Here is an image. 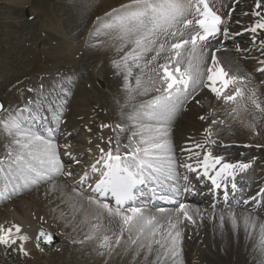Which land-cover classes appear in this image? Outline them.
<instances>
[{
    "label": "snow or ice",
    "instance_id": "snow-or-ice-1",
    "mask_svg": "<svg viewBox=\"0 0 264 264\" xmlns=\"http://www.w3.org/2000/svg\"><path fill=\"white\" fill-rule=\"evenodd\" d=\"M242 3L245 0H129L128 4L113 10V22L103 25L104 29L116 32L118 43L114 47L118 53H123L119 60L113 61V66L123 73L125 80L133 76L134 68L138 70L135 86L128 89L126 104L131 108V112L126 113L127 119L133 123L130 127L101 125V130L111 129L114 135L106 141L107 150L96 144L99 156L79 177L77 187L71 189L75 197L69 196V200L79 197V201L70 205L73 219L83 215L80 223L88 227L84 239L73 243H93V251L101 257L130 253L137 258L143 254L147 261L154 256L152 264L175 261L180 255V225L184 221L196 223L188 205L179 204L167 214L165 209L158 208L155 212L159 215H156L139 203L138 197L148 188L158 199L172 202L174 189L168 182L176 179V161L169 131L171 121L188 103L200 104L197 97L202 90L213 94L232 122L243 123L250 114L249 126L258 134L256 124L264 118V102L254 88L245 91L247 77L240 75L239 69L232 73L225 69L217 56L221 49L213 45L214 41L222 44L224 39L233 38L227 21ZM244 14L257 17L246 31L264 32V0H254L253 10ZM261 45L264 46V41ZM237 51L242 50L237 48ZM259 63L264 64V60ZM137 97L149 98L132 103ZM21 111L31 112L30 109ZM3 112L4 105L0 104V113ZM40 119L35 113L28 118L11 112L0 115V180L5 182L4 190L0 191L2 199L9 198L6 195L9 188L15 195L20 188L30 189L51 182L50 191H56L60 188L56 181L74 177L61 161L64 154L72 159L71 152L67 151L70 145L62 150L55 140L60 116L55 117L56 128L41 124L42 132L33 131L30 124ZM225 124V119L211 120V125ZM205 135L203 142L185 149L191 153L190 158H196V166L185 163L184 168L192 172L202 168L204 176L214 171L209 178L220 187L217 178H234L237 171L250 167L243 162L226 163L224 156L214 155L211 147H207L217 143L211 139V127L206 129ZM60 191L63 195L62 188ZM259 196H264V189L252 199ZM85 204L89 211L85 210ZM199 214L197 209L196 215ZM228 215L232 226L237 227L235 213ZM219 219L223 224L224 216ZM241 222L246 233L258 227L257 247L264 255V224L257 225L251 216H244ZM21 232L16 224L7 228L0 225V233H3L0 245H16L28 256L23 242L30 237L21 234L13 238ZM54 236L41 229L36 236V247L52 245Z\"/></svg>",
    "mask_w": 264,
    "mask_h": 264
},
{
    "label": "bare ground",
    "instance_id": "bare-ground-1",
    "mask_svg": "<svg viewBox=\"0 0 264 264\" xmlns=\"http://www.w3.org/2000/svg\"><path fill=\"white\" fill-rule=\"evenodd\" d=\"M28 2V0H4L1 3L5 4L7 8L11 7L13 13L17 11V8L29 7ZM64 3L66 4V7H69V11H76V21L74 24L77 27L80 26L83 30L81 33L83 38L82 43L79 45H72L70 41L65 44L60 42L58 46L55 45L54 47L58 50L55 57L58 61H62V63H58L61 65L75 63V59L80 56L82 46L86 45L87 42H95L96 46L93 49V55L91 57H97L95 61H99L102 69H105L112 76L111 79H108L105 83L106 86L104 87L106 89V93L107 91H111L108 84L110 87L113 85L120 87L122 89L121 93L124 91L125 94H123L121 100H119L124 103L120 105L121 107L118 112L126 110L130 113L131 108L126 107L128 89L135 86V76L137 75L138 70L134 68L133 78H130V76L127 80H125L123 73L113 66V61L119 60L123 53H118L115 50L114 45L118 43L115 39L116 32L109 31L103 27L105 23H112L115 19L113 10L119 9L122 5L128 4L129 0H65ZM253 6L254 0H245V3H242L239 7H237L236 12L227 21L226 26H229V31L233 35L243 31L245 32V36H241L236 40L239 44H235L234 41V44H232L230 40L226 41L223 48L219 47L221 51L217 53V56L221 60L225 69L230 73L239 69V74L247 77L245 91L247 92L248 89L254 88L260 96L261 101L264 102V71H261V69L264 68V64L259 63L261 60H264V46L261 45V41H264V32L258 30L257 33L253 34L246 31L247 28H250L254 24L257 17L251 16L250 14H244L245 12L250 13L253 10ZM67 16L73 18L71 13H68ZM6 18L9 17L5 16L3 17V20ZM21 23L22 22L18 21L11 22L12 26L16 28L21 27ZM0 35L3 42L8 44L7 41H9L12 36L10 32L1 31ZM62 36L67 37V34L62 33ZM237 48L242 51L238 52ZM6 49L7 47L5 46L4 50ZM8 52L9 51L5 52V57H8ZM15 58L18 60L17 55ZM19 59H21V57H19ZM3 60L0 62V74L4 70ZM37 65V59L31 60L28 58L27 63L24 66L25 68H29V71L24 70L28 72L27 74L22 76H20V74L19 76H13L10 73L11 77L8 78H3L2 75H0V93L5 95L4 92L7 91V88L10 85L15 84L17 88L22 87V91L27 94V97H25L26 100H19V102L24 105L28 104L27 106L32 105V97H38V95H41L39 96L40 98L43 94L37 88L36 82L31 84L28 82L31 75L36 71L33 70L35 66L37 67ZM26 86L31 87L30 89H26ZM78 90L82 94H85V92L80 90V88ZM34 92L36 94H34ZM13 94L14 91H11L6 97H11ZM45 95H47L46 92ZM80 95L81 94H79V97ZM148 98L149 97H137L139 100H146ZM197 99L200 100V104H196L194 102L188 103L171 121L169 131L173 154L176 161V179L170 182L179 183V181H181L180 175H184L189 171L183 167V164L188 163L192 164L194 167L196 166V158H190L191 153L185 151V149L196 142H203L206 139V129L211 127V139L217 141V143L215 145H208L207 147H211L214 155L224 156V162L226 163L243 162L250 164V167L243 172L237 171L234 177L236 180L241 181L246 179L245 181H247V178L249 177L253 179L251 175L255 171L259 174V180L261 181L260 185L247 197H250L253 194L256 196L261 189H264V118H261L256 124L258 134H252L253 129L249 126L251 123L250 114L247 115V118L243 123L232 122L230 118L226 117L220 102L216 101L213 94H211L207 89L202 90ZM4 100V104L6 106L5 110L10 108L9 111H5V116L9 112L16 114L14 109L16 105H11L7 102V99ZM29 101L30 103H28ZM101 101H103L102 98ZM102 109L104 108L102 107ZM213 112H215L214 116L211 115ZM3 113L1 115H3ZM80 114L81 113H79V115ZM98 115L100 114L98 113ZM201 116L206 117V119L201 120ZM80 117L83 122L81 125H84L85 129H88L90 122H93L92 126L94 125V129L90 134L84 133V139L87 143L86 147L75 146L71 143L68 144L70 145V148L67 149L68 152H71L72 157H75L74 160H78L79 163H76L77 168H75L76 173H74L73 178H61L55 182L63 189V195H61L60 188L56 191H50L52 187L51 182L45 184L44 188L39 191L40 198L38 199L31 194L30 202L25 204L10 201L7 204L8 208H6L2 217V221L5 222L0 225L7 228L16 224L21 227L22 232L14 234L13 238H17L21 234H25L30 237L29 241L23 243L26 250L29 252L28 257L33 256L36 264H48V262H51L50 264H57L55 261L52 262L53 260H46L48 254L46 255L45 253H47V251H44L43 256H40L43 252L40 248L46 250L59 245H62L61 247L65 248L63 251H60V253L67 250L69 251V247L73 246L75 247L73 251L76 258L84 260L90 259L93 264H152L154 256L149 257L147 261L143 259V254L141 257L137 258H134L130 253L113 254L111 256L101 257L93 251V243H73L74 240L78 241L84 239V235L87 233L88 227L80 223V221L83 220V215L77 216L75 220L73 219L74 213L70 208V205L79 201V197H76L75 200H69V196L75 197V193H73L71 189L77 186L79 177L88 170L89 166L94 163L95 159L99 156L96 144L99 143L100 146L104 147L106 150L108 148L106 141L108 137L114 135V132L108 128L101 130V125L108 124L114 126V121L118 119V117L116 118L114 115H101L100 118L97 119L95 111L84 112ZM119 118H122V114ZM123 119L126 124L124 125L127 127H130L133 123L127 118L123 117L122 120ZM212 119H225L226 124L211 125ZM64 125L65 123L63 126ZM124 135L126 136L127 133ZM101 137L104 138L103 141H101ZM200 151L201 156H203V150ZM82 156H85L84 161H81ZM217 168H219V165ZM200 169L203 170L202 168ZM210 172L213 173L214 171ZM196 173L197 171L195 174ZM182 181L184 182L183 179ZM252 182L254 181L252 180ZM10 195L11 194L8 196L10 197ZM42 198L44 202L40 201ZM7 200H9V198L4 199L3 201ZM187 203L190 212L193 214V218L196 220V223L192 224L188 221H184V223L180 225L182 230L180 255L175 258V261L170 259L166 261L165 264H261V262L264 261V255L258 251L257 247L259 236L258 227L256 230H250L246 233L241 222L244 216H251L256 221L257 225L264 224V209L262 211L261 208L255 209V207L260 204L261 207H264V196L257 197V199L247 206L239 207L243 209L212 210L206 203L202 205L199 203L196 204L194 201H189ZM84 207L86 211H89L87 204H85ZM147 209L152 211L153 214L159 215V213L155 212V209ZM175 209L176 208L166 209L165 214L170 213ZM197 209L199 210V215H196ZM230 212L235 213L237 218L238 225L235 228L232 226V222L228 215ZM221 215L224 216L223 224H221L219 219ZM40 229L47 230V232L49 231L55 234L52 245H41L40 248L36 247L37 242H35L34 237L36 232ZM2 234L3 233H0V235ZM54 249L56 250V248H53V250ZM57 250L59 251V249ZM17 252L19 254L18 257L14 255L15 253L9 251V255L7 257L9 259L3 258L0 262H3L4 264H12L9 262L11 257L14 258V260H16V258L21 260L24 257L23 252H21L18 247ZM3 253L7 254V248L5 245H0V255ZM55 254L56 253L53 255ZM186 254H190V257L188 258L190 262H185V257L187 258ZM191 261L193 263H191ZM34 262H32V264Z\"/></svg>",
    "mask_w": 264,
    "mask_h": 264
},
{
    "label": "rangeland",
    "instance_id": "rangeland-1",
    "mask_svg": "<svg viewBox=\"0 0 264 264\" xmlns=\"http://www.w3.org/2000/svg\"><path fill=\"white\" fill-rule=\"evenodd\" d=\"M2 1L4 0H0V32H10L12 36L11 39L7 41L8 44H6L1 39L0 35V62L4 59V70L3 72H1L0 75H2L3 78H8L11 77V75L19 76L20 74V76H22L24 74H27L29 68H25L24 66L27 63L28 58L31 60L37 59L38 65L37 67L35 66L33 71H36L31 75V77L33 81L37 79L39 81L40 77L43 78V82H39V86L42 87L45 84L48 94V97L45 98H43V96L41 98H34L33 102L36 104L38 116L41 118L38 122L35 123L37 127L41 128V124H45L46 127H52L51 123H56V121L53 122L48 120L50 118V115H52V118L54 120L56 115H59L61 123L62 121L70 118L68 120L69 123L67 126L62 127L60 124L58 125L59 132L56 133L55 136L56 142L58 143L59 147L63 150L64 148L61 146H63V144L66 142H70L71 144H75L77 146H86V143L83 139V134L85 133V131L83 129V125H81L83 124V122L80 117L82 113L87 111H94V109H97L99 110H96L97 118H99L102 114L115 115L117 117V115L121 113L122 118H127L126 113H129L128 111L125 110L126 112H118L119 107H121L120 105L124 103L119 100H121L122 95L125 94V92L123 91V93H121L122 89L120 87H116L114 85L110 87L108 84V87L111 88V91H107L106 93V89L104 87L106 86L105 83L108 81V79H111L112 76L105 69H102V66L99 64V61H95L97 57H91L93 55V49L96 46L95 42H87L86 45L82 46L80 56L75 59V63H67L62 65L58 63H62V61H58V59H56L55 54L58 50L54 46H58L60 42L65 44L69 41L72 43V45H79L82 43L83 38V35L81 34L83 30L80 26L77 27L74 24L76 21V11H69V7H66V4L64 3L65 0H28L29 7L17 8V11L13 13L12 8H7L5 4L1 3ZM68 13H71L73 15V18H70L71 15L70 17L67 16ZM5 16H8L9 18L3 20V17ZM14 21L22 22L21 27H13L11 22ZM62 33L67 34V37L62 36ZM236 43L237 42H235V44ZM5 46L7 47L6 50H4ZM7 51H9V54H7L8 57H5V52ZM16 55L18 56V60L17 58H15ZM19 57H21V59H19ZM58 75L64 77L63 79H61L60 82L54 79V77ZM38 76L40 77L38 78ZM130 78H133V76H131ZM52 85L54 86L53 88L51 87ZM12 88H14L16 93L20 92L19 88H15V84L10 85L7 88V91L4 92L5 95L0 93V100L2 102L4 99H7V101L9 102L10 98L11 100H13L14 103L17 102V100H15L14 95H12L11 97H6L12 91ZM79 88L80 90H83L85 94H82L78 90ZM79 94H81L80 97ZM101 98L103 101H101ZM79 100L81 104L79 103ZM138 101L140 100L136 99V101H132V103H137ZM94 103L99 104H96L95 106ZM102 107L104 109H102ZM79 113L81 114L79 115ZM98 113L100 115H98ZM123 121L124 119L122 120L118 117L115 123L124 125L125 121ZM91 123L92 122H90V124ZM73 125L75 126L74 129H72ZM56 127L57 124L53 128ZM89 129L93 130V127L91 126V128L89 127ZM69 133L72 134L68 136ZM59 134L63 135L62 139L57 137V135L59 136ZM252 134L254 133L252 132ZM61 161L63 162L62 155ZM70 162L71 160L67 159L64 160L63 163L66 166V164L70 165ZM71 168H75V166H72ZM71 171L74 172V170ZM48 183L50 182L42 183L37 187L27 189L25 190V192L19 193L12 197L9 201L5 203V205H1L0 222H3V213L6 208H8L7 204L10 201L19 204H25L27 202H30L31 194L34 195L36 199H38L40 198L39 191L42 190L45 184ZM40 201L44 202L43 198L40 199ZM61 246L62 245L53 247L56 248V250H53V248L46 250L40 248V250L43 251L40 256H43L44 251H47V253H45L46 255L48 254L46 260H53L52 262L55 261V263L57 264H93L90 259L84 260L76 258L74 255L75 253L73 251L75 247L73 246L69 247V251L67 250L65 252L60 253V251H63V249H65ZM57 249H59V251ZM13 253H15V255L18 257V254L16 252ZM54 253L56 254L53 255ZM186 256L187 258L185 257V262H190V260L188 259L190 257V254H186ZM3 258L5 257H1L0 260H3ZM13 260L14 258L11 257L9 262L12 264H32V262L35 261L33 256H30L29 258L23 257L21 260H18L17 258L16 260ZM50 263L51 262H48V264ZM191 263L193 262L191 261ZM0 264L4 263L0 262ZM33 264L36 263L34 262Z\"/></svg>",
    "mask_w": 264,
    "mask_h": 264
}]
</instances>
